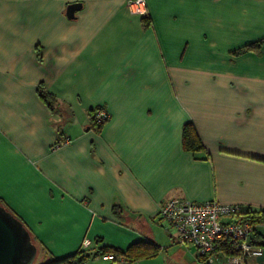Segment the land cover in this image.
I'll return each mask as SVG.
<instances>
[{
    "label": "crops",
    "instance_id": "obj_1",
    "mask_svg": "<svg viewBox=\"0 0 264 264\" xmlns=\"http://www.w3.org/2000/svg\"><path fill=\"white\" fill-rule=\"evenodd\" d=\"M144 5L146 27L132 0H0V201L51 258L203 264L162 228L166 201L264 210V0ZM186 123L202 151L183 150ZM137 244L157 252L95 257Z\"/></svg>",
    "mask_w": 264,
    "mask_h": 264
},
{
    "label": "built area",
    "instance_id": "obj_2",
    "mask_svg": "<svg viewBox=\"0 0 264 264\" xmlns=\"http://www.w3.org/2000/svg\"><path fill=\"white\" fill-rule=\"evenodd\" d=\"M134 13L146 17L144 0H132ZM97 124H102L107 119V114L102 109L93 113ZM67 145L68 139L58 141V145ZM242 208L238 205H222L216 201L201 204L188 200L171 199L166 201L159 209V221L167 229L176 233V244L180 247L192 246L198 255L206 258L207 264H212L214 257L222 255L226 264H245L247 260L262 257L264 251L251 243L254 228L241 218L237 213ZM228 241L235 256H227L216 252L215 246ZM89 245L86 239L81 243V248ZM106 262L115 261L112 254L98 256Z\"/></svg>",
    "mask_w": 264,
    "mask_h": 264
},
{
    "label": "trees",
    "instance_id": "obj_3",
    "mask_svg": "<svg viewBox=\"0 0 264 264\" xmlns=\"http://www.w3.org/2000/svg\"><path fill=\"white\" fill-rule=\"evenodd\" d=\"M142 22H143V25L146 27V25L149 23V20L147 17H144V18H142ZM262 43H263V41H257V42L251 43L249 45H246V46L238 49L235 54L241 55V54H244L248 51L257 52L261 48ZM39 95L41 98H43V100H45L46 103H48V107H52L51 102H49L50 97H48L46 94H44V92H41V91H39ZM93 113L94 112H92L90 115V126L94 130H98L102 124H97L94 121ZM182 148L186 152H190V153H197V152H200L203 150V146H202V144H201V142H200V140H199V138L195 132V129H194L193 125L190 123H186L182 128ZM0 204L2 206H4L1 203V201H0ZM241 208H242V210L236 214L238 219L241 218L243 221L248 222L254 228L251 243L257 247L262 248V250L264 251V231L259 229V227L264 226V210L254 211L250 208H243V207H241ZM6 209L8 211H10L8 208H6ZM118 211H119L118 207L114 206L113 207V213L118 214ZM30 235H31V233H30ZM31 238H32L33 243L35 244L36 242H35V239L32 237V235H31ZM97 241L99 242V240H97ZM228 243H229L228 241H225V242L218 244L217 246H215V251L216 252H222L227 256L238 255V253L236 251H234L232 246H230V244H228ZM36 245L37 244H35V246ZM141 246L146 247V248H150V246H152V245H150V244L132 245L131 247H129L127 249L126 252H121L117 249H113L112 247L104 246V247L99 249V251L95 257L103 256L106 253H110V254H113L115 259H116V257H122V259L124 261H128V260L132 261V260H134L133 258H135V259L151 258L157 252L156 248H154V249L151 248L152 251H150L149 253L148 252H142V253L139 252V253H137V255H132L134 253L133 251L135 249H138ZM36 247H38V246H36ZM153 250H154V254H152ZM91 256L92 255L86 253L84 250H79L72 255L65 256V257L59 258V259L51 258L50 256H47V255L42 253L40 256V258H41L40 264H87V262L91 258H93ZM201 258H203V264H207L206 258H204V257H201Z\"/></svg>",
    "mask_w": 264,
    "mask_h": 264
},
{
    "label": "water",
    "instance_id": "obj_4",
    "mask_svg": "<svg viewBox=\"0 0 264 264\" xmlns=\"http://www.w3.org/2000/svg\"><path fill=\"white\" fill-rule=\"evenodd\" d=\"M81 4L67 6L66 18L75 19ZM37 247L21 220L0 204V264H34Z\"/></svg>",
    "mask_w": 264,
    "mask_h": 264
},
{
    "label": "rangeland",
    "instance_id": "obj_5",
    "mask_svg": "<svg viewBox=\"0 0 264 264\" xmlns=\"http://www.w3.org/2000/svg\"><path fill=\"white\" fill-rule=\"evenodd\" d=\"M162 228H164L166 230V226L164 224H162ZM260 230L263 231V227H260ZM36 244V243H35ZM37 246V245H36ZM43 253L42 249L37 247V257L35 259V263L34 264H40V256ZM264 255V253H263ZM212 264H226V258L223 257L222 255H218L217 257H214V261Z\"/></svg>",
    "mask_w": 264,
    "mask_h": 264
}]
</instances>
